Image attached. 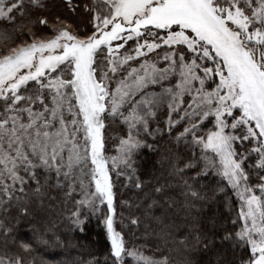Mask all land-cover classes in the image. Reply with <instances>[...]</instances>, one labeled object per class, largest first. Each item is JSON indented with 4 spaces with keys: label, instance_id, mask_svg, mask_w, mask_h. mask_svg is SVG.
<instances>
[{
    "label": "snow or ice",
    "instance_id": "snow-or-ice-1",
    "mask_svg": "<svg viewBox=\"0 0 264 264\" xmlns=\"http://www.w3.org/2000/svg\"><path fill=\"white\" fill-rule=\"evenodd\" d=\"M93 219L73 264H264V0H0V264Z\"/></svg>",
    "mask_w": 264,
    "mask_h": 264
},
{
    "label": "trees",
    "instance_id": "trees-1",
    "mask_svg": "<svg viewBox=\"0 0 264 264\" xmlns=\"http://www.w3.org/2000/svg\"><path fill=\"white\" fill-rule=\"evenodd\" d=\"M111 135L113 140H115L119 133H115V135L111 133ZM115 147L116 143H112L109 153H113ZM144 159L150 166L152 162V154L148 153ZM120 192L125 193V199L128 198V194L125 189H120ZM124 215L127 217L128 213L125 212ZM141 219V225L138 228L133 226L131 230H129L127 219H125L123 224L126 238L130 243L135 244L138 247H141V241L148 239V236H145L144 234L145 229H148L149 235L151 234V228L149 226L150 217L143 216ZM49 235L52 234L50 233ZM106 246V238L102 230V225L98 224L97 221L93 219L88 225L85 233L52 235V239L48 241L47 245L45 246L44 244H39L33 255L35 257L36 264H73L74 261H79L80 259H92V256L88 255L89 251L102 258V254ZM141 251H143L146 255L159 258V253L164 251V249L162 247L157 249L151 244H145L141 247ZM166 255H168L173 261V264H182L183 256L179 249L167 250Z\"/></svg>",
    "mask_w": 264,
    "mask_h": 264
},
{
    "label": "rangeland",
    "instance_id": "rangeland-1",
    "mask_svg": "<svg viewBox=\"0 0 264 264\" xmlns=\"http://www.w3.org/2000/svg\"><path fill=\"white\" fill-rule=\"evenodd\" d=\"M114 135H115V133H113ZM116 147H117V145H116ZM116 147H115V149H116ZM109 155H112V154H115V150L113 151V153H108ZM119 230V229H118Z\"/></svg>",
    "mask_w": 264,
    "mask_h": 264
}]
</instances>
